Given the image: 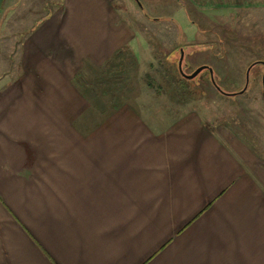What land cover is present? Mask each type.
<instances>
[{"label": "crops", "instance_id": "crops-1", "mask_svg": "<svg viewBox=\"0 0 264 264\" xmlns=\"http://www.w3.org/2000/svg\"><path fill=\"white\" fill-rule=\"evenodd\" d=\"M77 1L27 28L2 91L0 264H264V154L249 137L156 99L74 130L84 97L105 105L75 82L149 50L112 19L115 0H88L93 17ZM17 2L0 0V40Z\"/></svg>", "mask_w": 264, "mask_h": 264}, {"label": "rangeland", "instance_id": "rangeland-1", "mask_svg": "<svg viewBox=\"0 0 264 264\" xmlns=\"http://www.w3.org/2000/svg\"><path fill=\"white\" fill-rule=\"evenodd\" d=\"M68 1L18 0L16 9L5 17L10 28L0 40V99L2 91L14 81L10 80L8 71L20 62L16 60L27 28L42 17L44 20L50 17L56 8L67 7L72 0ZM78 1V6L85 9L78 13L80 16L99 15L96 11L88 12L96 9L95 3ZM116 4L121 12L118 18L112 15V19L131 23L148 42L149 50H137L136 55L119 51L112 60V65L117 66H102L96 83L83 86L80 80L75 82L81 93L88 88L92 96L102 98L105 105L98 107L97 100H93L94 107L93 101L84 97L87 107L72 125L74 130L88 133L98 128L102 130L103 121L118 115L119 107L141 99H156L162 101L160 108L164 106L165 110L175 105L173 110L177 115L198 112L210 125L220 122V126L232 127L231 131L234 128L237 133L249 137L264 154L263 65L253 66L249 86L245 92L238 93L245 87L248 68L264 61V0H115L113 6ZM133 46L135 50L147 47ZM181 49L185 52L184 73L191 74L202 65L209 66L218 87L233 95L221 93L206 72L187 80L178 68L179 58L171 63L167 60L169 53L178 54ZM149 75L155 89L148 85ZM40 141L47 144L45 138ZM20 145L28 148L23 143ZM38 158L39 154L35 156L36 160Z\"/></svg>", "mask_w": 264, "mask_h": 264}, {"label": "water", "instance_id": "water-1", "mask_svg": "<svg viewBox=\"0 0 264 264\" xmlns=\"http://www.w3.org/2000/svg\"><path fill=\"white\" fill-rule=\"evenodd\" d=\"M184 56V50L181 51V57L183 58ZM256 64H262L264 65V61H259V62H256L254 64H252L248 70H247V73H246V76H247V80H246V84H245V87L244 89L241 91V92H238V93H243L246 91L247 87L249 86V79H250V71L252 69L253 66H255ZM209 70L210 74H211V79L213 80V82L215 83V80H214V71L211 67L209 66H201L199 68H197L192 74L190 75H186L183 70H182V67H181V63H180V66H179V70H180V73L187 79V80H193L195 78H197L199 76V74L203 71V70ZM262 84H263V92H264V73H263V78H262ZM217 89L223 93L224 95H233V94H229V93H226L224 91H222L219 87H217ZM236 93V94H238Z\"/></svg>", "mask_w": 264, "mask_h": 264}, {"label": "trees", "instance_id": "trees-1", "mask_svg": "<svg viewBox=\"0 0 264 264\" xmlns=\"http://www.w3.org/2000/svg\"><path fill=\"white\" fill-rule=\"evenodd\" d=\"M156 20V19H155ZM173 53L174 52H172V53H169L168 54V56H167V60L171 63L172 62V60H175V59H178V56H179V54H180V52L177 54H174L173 55ZM207 73V72H206ZM147 79H148V85H149V87H151V88H156V86H155V83H154V81H153V78L151 77V75H149V76H147Z\"/></svg>", "mask_w": 264, "mask_h": 264}, {"label": "flooded vegetation", "instance_id": "flooded-vegetation-1", "mask_svg": "<svg viewBox=\"0 0 264 264\" xmlns=\"http://www.w3.org/2000/svg\"><path fill=\"white\" fill-rule=\"evenodd\" d=\"M183 49H181L180 50V54H179V56H178V58H179V60H178V66H180V63H181V67H182V70H183V66H185L186 65V63L184 62V57H185V52H184V56H183V58L181 57V51H182ZM260 65H262V64H260ZM203 66V65H202ZM264 66V65H263ZM201 67V66H200ZM179 68V67H178ZM199 68V67H198ZM253 68V67H252ZM252 70V69H251ZM184 72V71H183ZM194 72V71H193ZM192 72V73H193ZM202 72H207V73H209L210 74V72H209V70H207V69H205V70H203ZM201 72V73H202ZM251 72V71H250ZM191 73V74H192ZM201 73L199 74V76L201 75ZM186 74V73H185ZM186 75H190V74H186ZM210 78H211V74H210ZM212 80V79H211ZM215 80V79H214ZM213 81V80H212ZM214 83V82H213ZM215 85H216V87H218V85L216 84V83H214Z\"/></svg>", "mask_w": 264, "mask_h": 264}]
</instances>
